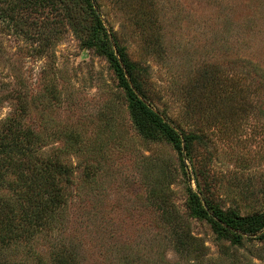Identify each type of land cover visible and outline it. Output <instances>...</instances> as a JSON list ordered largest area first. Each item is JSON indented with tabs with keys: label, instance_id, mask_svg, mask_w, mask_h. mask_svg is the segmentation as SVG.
Masks as SVG:
<instances>
[{
	"label": "rangeland",
	"instance_id": "rangeland-1",
	"mask_svg": "<svg viewBox=\"0 0 264 264\" xmlns=\"http://www.w3.org/2000/svg\"><path fill=\"white\" fill-rule=\"evenodd\" d=\"M91 1L183 144L78 2L0 0V264H264L192 210L264 213V0Z\"/></svg>",
	"mask_w": 264,
	"mask_h": 264
},
{
	"label": "trees",
	"instance_id": "trees-1",
	"mask_svg": "<svg viewBox=\"0 0 264 264\" xmlns=\"http://www.w3.org/2000/svg\"><path fill=\"white\" fill-rule=\"evenodd\" d=\"M75 1L80 4L84 11L86 12V20L91 23L90 41L93 47L98 48L101 52H104L108 56H111L115 70L122 84V87L126 90L132 108L133 115L135 119L144 123L147 126L154 127L161 135L180 148L183 142L180 139L178 133H176L167 123H165L161 117L153 112L144 102H142L135 93L134 88H136V80L134 70L129 64L123 60V56L120 52V57L122 58L123 67H119L113 58L112 51L109 49V45L106 44V32L104 30L103 24L96 14L91 0H69ZM54 3V2H53ZM128 77V80L126 77ZM131 84V86L129 85ZM188 148V145H185ZM57 206V202L56 205ZM193 212L197 216H203L207 214L211 215V221L216 227V232L220 237L230 238L234 244H240L243 238H253L261 230H264V213L258 215H253L247 218H239L231 216L228 213L222 212L218 207L207 205L203 207L200 203L194 204L192 207ZM264 232V231H263Z\"/></svg>",
	"mask_w": 264,
	"mask_h": 264
}]
</instances>
